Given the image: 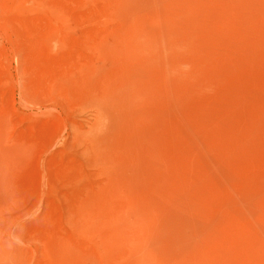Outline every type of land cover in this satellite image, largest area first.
I'll list each match as a JSON object with an SVG mask.
<instances>
[{
    "label": "rangeland",
    "instance_id": "1",
    "mask_svg": "<svg viewBox=\"0 0 264 264\" xmlns=\"http://www.w3.org/2000/svg\"><path fill=\"white\" fill-rule=\"evenodd\" d=\"M0 264H264V0H0Z\"/></svg>",
    "mask_w": 264,
    "mask_h": 264
},
{
    "label": "bare ground",
    "instance_id": "2",
    "mask_svg": "<svg viewBox=\"0 0 264 264\" xmlns=\"http://www.w3.org/2000/svg\"><path fill=\"white\" fill-rule=\"evenodd\" d=\"M170 6H172V9ZM170 6L169 9L171 10L169 11L171 12V14H169L166 21L167 28L166 30L162 31V37L157 39V47L155 49L157 51V54L159 53V58H161V64L159 63L160 78L178 77L184 83V85L192 84V87L189 86L191 88L184 91L185 93H187V95L208 91L215 83L212 80H207L205 76L206 70L211 67L212 60L208 59L209 57H204V55L201 53V48H199L195 43L194 34L193 36H191V33L187 34L185 36V41L187 40V42L184 44V46L179 47L180 44L176 43V31L174 33L173 30H171V28L176 24V6L171 3ZM179 37H181V35ZM201 47L203 48V46ZM178 53L182 55L188 53L189 56L190 54L196 55L197 53L199 57H196V62H193L191 60L185 62H176V54L178 56Z\"/></svg>",
    "mask_w": 264,
    "mask_h": 264
}]
</instances>
